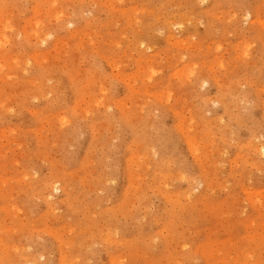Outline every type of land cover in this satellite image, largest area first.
I'll return each instance as SVG.
<instances>
[{
	"label": "rangeland",
	"instance_id": "374dc122",
	"mask_svg": "<svg viewBox=\"0 0 264 264\" xmlns=\"http://www.w3.org/2000/svg\"><path fill=\"white\" fill-rule=\"evenodd\" d=\"M262 153L264 0H0V264H264Z\"/></svg>",
	"mask_w": 264,
	"mask_h": 264
},
{
	"label": "bare ground",
	"instance_id": "6f19581e",
	"mask_svg": "<svg viewBox=\"0 0 264 264\" xmlns=\"http://www.w3.org/2000/svg\"><path fill=\"white\" fill-rule=\"evenodd\" d=\"M148 12V11H147ZM249 13V12H248ZM249 15V14H248ZM9 16H11V15H9ZM179 21V20H178ZM197 21V20H196ZM176 22V21H175ZM171 23V22H170ZM47 25V24H46ZM178 25V24H177ZM179 25H180V23H179ZM176 26V25H175ZM174 27V26H173ZM39 29V28H38ZM240 30V29H239ZM26 32H28V31H26ZM171 33V32H170ZM38 34V33H37ZM168 35H170V34H168ZM44 39V38H43ZM178 40V39H177ZM16 41V40H15ZM44 41V40H43ZM170 42V41H169ZM203 47V46H202ZM147 58V57H146ZM140 59V58H139ZM29 66V65H28ZM151 69V68H150ZM184 73V72H183ZM154 75V74H153ZM194 76V75H193ZM192 78V77H191ZM205 81V80H204ZM177 91V90H176ZM83 109V108H82ZM193 140V139H192ZM189 142H190V139H189ZM191 144V143H190ZM256 145V144H255ZM194 146H196V145H194ZM197 147V146H196ZM14 148V147H13ZM257 148V147H256ZM194 149H196V148H194ZM263 149V148H262ZM195 152V151H194ZM263 154V153H262ZM264 155V154H263ZM5 182V181H4ZM246 189V188H245ZM256 197V196H255ZM233 204V203H232ZM145 219V218H144ZM251 223H253V222H251ZM252 225V224H251ZM253 226V225H252ZM157 239V238H156ZM39 240V239H38ZM232 246V245H231ZM63 258V257H62Z\"/></svg>",
	"mask_w": 264,
	"mask_h": 264
}]
</instances>
